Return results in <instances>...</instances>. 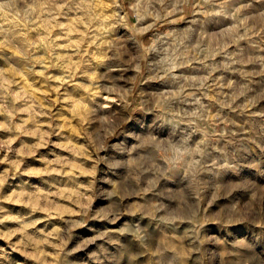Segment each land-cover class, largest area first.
<instances>
[{"label":"rangeland","instance_id":"1","mask_svg":"<svg viewBox=\"0 0 264 264\" xmlns=\"http://www.w3.org/2000/svg\"><path fill=\"white\" fill-rule=\"evenodd\" d=\"M41 2L0 36V264H264V0Z\"/></svg>","mask_w":264,"mask_h":264},{"label":"bare ground","instance_id":"2","mask_svg":"<svg viewBox=\"0 0 264 264\" xmlns=\"http://www.w3.org/2000/svg\"><path fill=\"white\" fill-rule=\"evenodd\" d=\"M40 1V3H42L41 2V0H39ZM82 1V0H81ZM96 1H98L99 2V0H96ZM133 2V1H132ZM23 3V6L22 7H25V8H30L31 7V9L30 10H27V11H30L29 13H31L30 15H28L27 16V21H26V24H25V26H26V30H33V28H37L38 26H39V24H41L39 21H40V19L42 18V20H41V22L43 21V17H42V15H44L43 13V8H42V6H40V3H38L39 5H38V7H36V8H34L33 6L34 5H37V4H34L33 5V3H34V0H0V36H3V35H5L6 33H9L10 31H13V29L11 30V27L13 26L14 27V24L15 23H18V16H17V11H19V10H21V6H19V5H21ZM94 3V2H93ZM96 3V2H95ZM46 4H48V3H46ZM33 5V6H32ZM91 5V4H90ZM93 5V4H92ZM91 5V6H92ZM97 5V4H96ZM103 5V4H102ZM44 6V5H43ZM51 6V5H50ZM101 6V4L98 6V7H100ZM47 7V6H46ZM90 7V6H89ZM103 7V6H102ZM52 8V7H51ZM104 8V7H103ZM138 8V7H137ZM48 9V8H47ZM94 9V8H93ZM105 9V8H104ZM138 10H139V8H138ZM138 10H137V13H136V17H137V19H136V22H135V24H134V26H133V29H134V31H135V33L136 32H140L141 31V29H143L141 26H140V24H141V22L143 21V18H145V17H143V15L142 14H140L139 12H138ZM83 11V10H82ZM105 12V11H104ZM118 12L120 13V14H123V13H125L124 11H123V8H122V6H121V4H119V6H118ZM58 13V12H57ZM88 13V12H87ZM19 14V13H18ZM48 14V13H47ZM49 15V14H48ZM53 15V14H52ZM51 15V16H52ZM50 16V17H51ZM80 16V15H79ZM98 16V15H97ZM20 17V16H19ZM53 18V17H52ZM66 18V17H65ZM73 18V17H72ZM47 19V18H46ZM45 19V20H46ZM67 19H69V18H67ZM102 19V18H101ZM20 20V19H19ZM54 20V19H53ZM62 20H65V19H62ZM78 20V19H77ZM108 20V19H107ZM107 20H106V22H107ZM21 22V21H20ZM45 22V21H44ZM47 22V21H46ZM83 22V21H82ZM97 22V21H96ZM95 22V23H96ZM49 23V22H48ZM53 23V22H52ZM100 23V22H99ZM21 24V23H20ZM20 24H18V26H20ZM51 24V23H50ZM78 24V23H77ZM133 24V23H132ZM22 25V24H21ZM41 25H43V24H41ZM46 25V24H45ZM53 25H55V24H53ZM79 25V24H78ZM100 25V24H99ZM23 26H24V24H23ZM46 26H48V25H46ZM50 26V25H49ZM71 26V25H70ZM80 27H81V25H79ZM78 26V27H79ZM96 26V25H95ZM102 26V25H101ZM101 26H99V27H101ZM68 28V27H67ZM71 28H73V27H71ZM76 28V27H75ZM39 29V28H38ZM46 29V28H45ZM68 29H70V28H68ZM81 29V28H80ZM79 29V30H80ZM82 29H83V27H82ZM127 29V28H126ZM20 30H21V28H20ZM40 30V29H39ZM65 30V29H64ZM75 30V29H74ZM78 30V31H79ZM25 31V30H24ZM34 31V30H33ZM38 31V30H37ZM127 31V30H126ZM32 32V31H31ZM30 32V33H31ZM67 32V31H66ZM68 32H70V31H68ZM25 33V32H24ZM58 33V32H57ZM48 34V33H47ZM63 34H65V33H63ZM69 34V33H68ZM84 34H86V33H84ZM95 35H96V33H94ZM16 35H18V34H16ZM31 35H32V33H31ZM35 35V34H34ZM66 35V34H65ZM161 35V34H160ZM14 36V35H13ZM79 36V35H78ZM97 36V35H96ZM42 37H44L45 38V35L44 36H42ZM84 37V36H83ZM156 37H158V36H156ZM4 38V37H3ZM35 38V37H34ZM96 38V37H95ZM5 39H7L6 37H5ZM8 39H9V37H8ZM76 39H77V36H76ZM80 39V38H79ZM78 39V40H79ZM94 39V38H93ZM93 39H92V37H91V35L90 36H88L87 38H86V47H85V49H78V51H81V53L83 54L82 56H84V59H82L83 57H80L79 59H78V62L76 63V66H75V70L72 72V74H69L68 76H67V78L69 79V78H71V79H73V77L75 76V75H78V74H80V73H82V72H85V69H86V67L88 66V65H90V63H91V61H92V59H91V57L93 56H91V57H89L90 56V53H94L95 55H98V57L99 56H101L102 58L104 57V58H106V59H110V58H112V54L115 52V51H117V49L112 53V49L110 48V46H108V43H107V41L105 40V41H102L101 43H99V45L100 46H95V45H93ZM78 40H77V42H78ZM99 40V39H98ZM3 42H5L4 40H2ZM80 41H81V39H80ZM2 42V44H5V43H3ZM79 43V42H78ZM77 43V44H78ZM81 43V42H80ZM104 43H105V45H104ZM39 44V43H38ZM60 44V43H59ZM37 45V44H36ZM98 45V44H97ZM59 46V45H58ZM4 47V46H3ZM36 47V46H35ZM113 48V47H112ZM36 49V48H35ZM115 49V48H114ZM161 49V48H160ZM163 49V48H162ZM68 51V50H67ZM160 51V50H159ZM161 52V51H160ZM71 53V52H70ZM78 53V52H77ZM79 54V53H78ZM77 54V55H78ZM76 55V56H77ZM89 55V56H88ZM75 56V57H76ZM60 57V56H59ZM66 57V56H65ZM156 57V56H155ZM67 58V57H66ZM70 58V57H69ZM73 58V57H72ZM72 58H71V60H72ZM93 58V57H92ZM97 58V57H96ZM95 58V59H96ZM164 58V57H163ZM162 58V59H163ZM99 59V58H98ZM75 60H77V59H75ZM101 60H103V59H101ZM166 60V59H165ZM164 60V61H165ZM67 61V60H66ZM157 61V60H156ZM68 62V61H67ZM66 62V63H67ZM73 62H75V61H73ZM98 62V61H97ZM96 62V63H97ZM108 62V61H107ZM107 62H106V64L105 65H107ZM159 62V61H158ZM170 62H171V60H170ZM95 63V62H94ZM93 63V64H94ZM100 63V62H99ZM175 63H176V60H175ZM47 64H49V63H47ZM73 64V63H72ZM72 64H70V65H72ZM159 64V63H158ZM168 64H171V63H168ZM50 65V64H49ZM69 65V66H70ZM176 65V64H175ZM174 65V66H175ZM73 66V65H72ZM102 66V65H101ZM112 66H115V65H112ZM168 66V65H167ZM82 67H83V69H82ZM104 67V66H103ZM118 67V66H117ZM117 67H113V68H117ZM105 68V67H104ZM119 68V67H118ZM117 68V69H118ZM166 68L167 67H165V71H166ZM69 69H70V67H69ZM88 69H90V68H88ZM96 69V68H95ZM102 69V68H101ZM98 70V69H97ZM161 70V69H160ZM43 71V70H42ZM60 72V71H59ZM64 74H66V73H64ZM162 74V73H161ZM172 74V73H171ZM92 75V74H91ZM80 76V75H79ZM89 77H90V75H88ZM66 77V76H65ZM67 78H64V79H67ZM83 78V77H82ZM88 78V77H87ZM85 79V78H84ZM166 82V81H165ZM81 84H82V86L83 87H87L86 86V83L85 82H83V81H81L80 82ZM162 86V85H161ZM67 87V86H66ZM165 88L166 87H164V91H165ZM71 89V88H70ZM83 89V88H82ZM160 90V89H159ZM80 91V90H79ZM69 92V91H68ZM71 92V91H70ZM170 92V91H169ZM69 95H71V94H69ZM78 95V94H77ZM160 99V98H159ZM163 99V98H162ZM84 100V99H83ZM155 133V132H154Z\"/></svg>","mask_w":264,"mask_h":264}]
</instances>
